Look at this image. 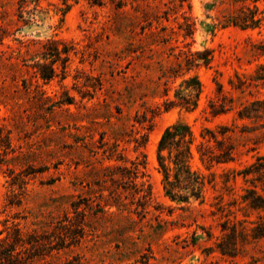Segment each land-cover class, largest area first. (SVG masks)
I'll return each mask as SVG.
<instances>
[{
	"label": "rangeland",
	"instance_id": "rangeland-1",
	"mask_svg": "<svg viewBox=\"0 0 264 264\" xmlns=\"http://www.w3.org/2000/svg\"><path fill=\"white\" fill-rule=\"evenodd\" d=\"M254 14L259 28L232 24ZM49 42L68 50L65 74L54 55L44 58ZM263 47L264 0H0V220L19 215L23 227L43 230L89 201L87 239L41 264L72 256L83 264H264V238L253 231L262 225L264 234V211L244 201L264 197V171H253L264 165V119L239 117L243 105L264 100V86L235 89L264 65ZM179 50H209L213 59L185 73ZM52 62L58 76L46 83L38 64ZM174 68L181 76L170 80L169 99L186 78L202 84L194 111L165 110L163 76ZM222 97L232 109L214 117L210 103ZM155 111L150 130L135 122ZM177 123L197 137L226 126L237 149L234 162L210 171L193 161L207 178L203 202H174L163 189L158 144ZM137 131L148 134L138 149ZM144 161L140 195L111 181ZM111 197L118 205L97 214ZM224 225L243 234L235 257L217 248Z\"/></svg>",
	"mask_w": 264,
	"mask_h": 264
},
{
	"label": "trees",
	"instance_id": "trees-1",
	"mask_svg": "<svg viewBox=\"0 0 264 264\" xmlns=\"http://www.w3.org/2000/svg\"><path fill=\"white\" fill-rule=\"evenodd\" d=\"M94 4L99 3L100 0H92ZM257 3L260 0H247ZM25 6H20L23 9ZM24 12V10H22ZM254 15L250 16H236L232 21L234 26H239L242 29L259 28L262 20H256ZM192 25L188 26L185 37L192 35ZM49 42L44 46V58L47 56L56 57L54 63L61 62L62 73L65 74L69 58L62 57L63 54L68 53V50H59L57 45ZM54 48V49H53ZM174 50V48H173ZM264 53V47L260 49ZM176 56L177 60L183 57L186 66V72L192 71L193 68L201 66V61L204 65L209 66L212 62V52L209 50L203 52L192 53L191 51L179 50ZM55 65V64H54ZM178 67H182L183 63L178 62ZM184 75V74H182ZM42 81L49 83L56 76H58L57 69L53 67V62L50 65L38 64V71L36 72ZM179 71L171 69L169 74L164 77V107L165 110L172 108H181L187 111H194L198 108L200 97L203 93V87L197 76H191L183 80L179 85L175 98L169 99V83L171 79L180 77ZM254 86L259 88L264 86V65L260 66L256 76H253L248 81H240V85L235 87L237 90L244 92L245 88ZM221 90L219 91V94ZM232 103V100H230ZM243 110L239 112L240 119L263 118L264 119V100H256L250 105H243ZM212 116L216 117L229 112L232 108L227 103V98L222 97L216 102L210 103ZM158 115V111L152 114L149 118L146 115L138 116L135 122L144 129L150 130L152 127V119ZM230 129L226 126L220 127L218 131L210 128H203L199 137L196 136L193 127L187 123H177L166 129L158 144V165L159 170L163 174V189L165 195L174 202L189 203L191 200H204V190L207 183V178L200 168H193V161L198 158V162L206 170L210 171L216 166L229 164L235 161L237 155L236 146L232 143V137L229 135ZM136 148L145 147L148 142V134L137 131L133 133ZM138 136V137H136ZM9 145V144H8ZM7 145V146H8ZM108 159L114 156L113 149L107 146L104 151ZM145 158V156H144ZM262 158L258 159L260 162ZM145 165V161L141 163H133V167L129 170L123 169V176L120 180L115 177L111 181L119 182V186L124 191H132L136 195L144 192L143 185H139L137 180L139 178L140 169ZM255 173L264 171V165L257 163L253 166ZM245 175H248L244 172ZM212 178L208 180L211 184L214 180V174L210 175ZM253 193V192H252ZM149 194L145 192L142 195L139 203L145 206L148 204ZM112 203L108 202L103 205L101 202L97 203L98 213L105 214V207H114L118 205L114 197H111ZM117 200V199H116ZM245 202L249 201V206L255 210L264 211V197L253 193V196L245 197ZM10 205H20V202H10ZM141 205V204H140ZM89 201L82 205L81 202L73 204V214L65 215L63 218L52 223L46 229L26 228L17 222L20 219L19 215L13 217H6L0 220V264H41L53 256L80 247L89 235V224L87 211L91 209ZM264 226V224H263ZM225 233L221 243L218 244V250L223 256L235 257L238 249V242H236L237 235L243 237L239 233L236 225L228 229L223 226ZM257 237L264 238L262 225L257 226L253 230ZM239 233V234H238ZM58 264H83L80 256H72Z\"/></svg>",
	"mask_w": 264,
	"mask_h": 264
}]
</instances>
